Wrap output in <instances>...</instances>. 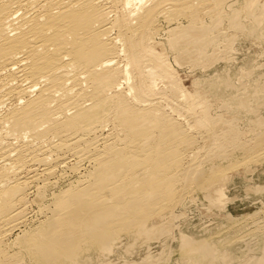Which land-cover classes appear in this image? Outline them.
Returning a JSON list of instances; mask_svg holds the SVG:
<instances>
[{"label": "bare ground", "instance_id": "bare-ground-1", "mask_svg": "<svg viewBox=\"0 0 264 264\" xmlns=\"http://www.w3.org/2000/svg\"><path fill=\"white\" fill-rule=\"evenodd\" d=\"M243 36L264 41L262 0H0V264L129 254L164 240L190 193L225 204L224 170L264 160L258 71L229 64ZM261 244L242 264H264Z\"/></svg>", "mask_w": 264, "mask_h": 264}, {"label": "rangeland", "instance_id": "rangeland-1", "mask_svg": "<svg viewBox=\"0 0 264 264\" xmlns=\"http://www.w3.org/2000/svg\"><path fill=\"white\" fill-rule=\"evenodd\" d=\"M262 1L264 2V0ZM227 51H229V49ZM227 51L226 49H222V52H226L225 54H227ZM233 51L231 53L232 57L229 56L230 58H232L229 64H231L232 66L234 65L235 67L239 65H241V67L246 66L247 68L256 67L255 71L258 72L255 77H257L258 75V78L261 79H259V81H261L259 83L260 88H264V41L259 44L257 41L255 42L254 38L244 37L243 39H240L238 41L236 49H233ZM215 66L219 69L223 66V62H217ZM247 68L245 70L247 72H250V70H248ZM179 73L184 86L190 90L192 89L193 91L194 88L192 87L194 86L192 81L195 79V77L198 76V73L194 76H190L189 73L187 74V71L185 69L183 70L181 68L179 69ZM245 82L246 81L244 80V83ZM252 82L253 79L248 78L246 88H249ZM257 98L259 99L260 96H257ZM255 99L256 98H254V101ZM263 106L264 105L262 103L263 110H261V117L264 120ZM223 114L227 116V113L223 112ZM219 161L221 160L215 161V165H218V167L215 166V169L218 172L224 169L223 167L225 164V162ZM218 162L220 164H218ZM244 163L236 164L237 166L228 169L226 168L227 170H224L226 176L229 177L225 183L224 189L226 193V201L222 206L212 207L206 199L203 200L204 197L201 196V192H198V194H195L197 192L190 193V199L184 205L182 204L183 207L180 204L176 205L175 207L177 208L175 213H177V215L178 213L181 214L180 217L179 215L175 217V219H178L179 217V220L176 219V221L175 219H173V221L169 223V226L173 230L170 232L171 234L169 233L171 235L170 237L168 236L169 234L166 236V238H164V240V236L161 238L154 237L153 240L151 239L150 241H148V247L146 245H142L141 243H137L134 245L132 252L129 254H124L123 248L118 245V247L120 248L117 247L114 250L113 254L109 256L110 258L108 257L111 261L108 258L97 260L99 259V256L93 253L91 254L93 258H91L90 262L92 261V264H147V262L151 261V259H159L160 261L157 264H208L204 257L201 258L200 256V258L196 261L189 254H187L185 250H182L180 235L181 232H184L186 235H189L197 241H201L203 238H206V242L212 245L218 258L223 255V253L226 254V261H222L220 262V264H242V262L247 260L246 257H252L253 255H255L253 258L259 257L262 254L261 243L264 241V190H257V192H255V190L256 187H258V189H264V160ZM248 167L250 170L247 169ZM250 185L253 187H251ZM252 188L255 190H253ZM196 195L198 196L197 199L195 198ZM32 197L33 195L30 194L29 198ZM200 199L202 200V202ZM190 201H192L193 203H191ZM188 203L191 204L189 205ZM31 204H28L26 206V217H29L33 214L35 207L34 204ZM208 208L211 210H209ZM182 213H184V216L182 215ZM155 222H157V224H160L161 219L155 218ZM178 223L181 225H179ZM177 224L179 225V227H177ZM155 239L161 240L162 242L156 241ZM122 241L125 244L129 242L128 238L126 237H123ZM149 254H151V257L145 258L147 255L149 256ZM193 260L195 262H193ZM131 261L134 262L132 263ZM90 262H88L87 264H91Z\"/></svg>", "mask_w": 264, "mask_h": 264}]
</instances>
